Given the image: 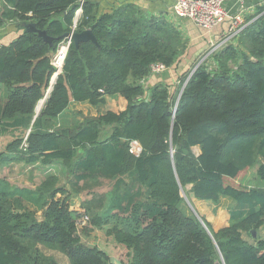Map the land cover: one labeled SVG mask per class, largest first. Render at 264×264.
<instances>
[{
  "label": "trees",
  "instance_id": "1",
  "mask_svg": "<svg viewBox=\"0 0 264 264\" xmlns=\"http://www.w3.org/2000/svg\"><path fill=\"white\" fill-rule=\"evenodd\" d=\"M5 3L0 27L13 22L20 34L0 49V136L14 134L4 149L0 141V166L61 161L75 193L113 182L83 207L88 227L105 228L128 250L125 264H216L221 258L264 264V236L243 237L264 227V4L236 42L212 51L211 60L178 73L174 83L147 88L152 64L176 71L187 53L183 33L165 13L150 14L134 0L103 10L98 0ZM80 8L75 30L91 29L98 42L72 41L63 73L35 118L55 71L51 57ZM27 23L46 30L53 45L26 30ZM116 94L127 100L120 112L83 122L66 117L72 100L99 105ZM133 141L142 146L139 155ZM255 165L257 183L248 186ZM58 181L49 174L35 190L44 210L39 219L0 175V264H58L46 248L64 253L70 264H113L83 239L93 228L78 227L81 216ZM191 184L198 199L225 194L250 211L214 231L182 208L183 189Z\"/></svg>",
  "mask_w": 264,
  "mask_h": 264
},
{
  "label": "rangeland",
  "instance_id": "2",
  "mask_svg": "<svg viewBox=\"0 0 264 264\" xmlns=\"http://www.w3.org/2000/svg\"><path fill=\"white\" fill-rule=\"evenodd\" d=\"M146 12L150 13L148 8L142 7ZM188 21V20H187ZM190 22V21H189ZM191 23V22H190ZM192 24V23H191ZM194 25V24H193ZM222 26V25H221ZM179 27V26H178ZM181 30V28L179 27ZM201 30V29H200ZM181 32L184 35L185 42L187 43V52L189 51V57L188 60H190L189 65L191 66L190 72L194 70L199 64H201L204 60H208L211 57V50L212 46L211 44L214 43V46L219 45L221 40L224 38L225 34H221L220 36H212L210 37V34H204L203 30H201V36H208L209 45L208 48L203 51L205 52H199L197 53L196 49H192L195 46L190 41V36L187 35V32ZM211 38V39H210ZM213 41V42H212ZM223 46H220L222 48ZM219 48V47H218ZM212 58V57H211ZM210 58V60H211ZM198 62V63H197ZM197 63V64H196ZM196 64V65H195ZM195 65V66H194ZM170 69L166 71L169 72ZM165 73V72H164ZM116 111L114 112H120L121 103L118 102V100L113 102ZM105 105V106H104ZM109 108L106 107V103L100 104V105H93L91 103L86 104H72L70 108L68 109V112L66 113V117H69V120L71 121H80L83 122L87 118H95L100 116L101 114H105L108 112ZM37 111L35 113L37 114ZM30 131V128L26 131L27 133ZM109 133L105 132L104 137ZM14 134L7 132L4 135L0 136L1 141V147L2 149L5 148L6 144L13 139ZM196 152V151H195ZM1 167V166H0ZM49 174H56L59 177L58 186L60 187H66L69 192L67 195L68 201L71 205V209L74 210L76 213V216L78 218L80 216H83L86 213L85 208L83 207V202L85 199L90 198L92 193H106L109 192L112 189L113 182L104 180L100 186L90 189L89 191H82L80 193H75L71 187L68 185V176L69 172L67 167L64 165L63 162L58 161L55 162L53 166H47L46 164H25V163H8L5 165L4 168L0 169V175L4 177L7 180L9 191L11 192V195L16 194L19 195L22 201L25 204L26 208L35 212L37 217L39 219L43 218V212L44 210L41 208L42 200L37 198V194H35V190L41 184V182L46 178ZM191 192V185H187L185 189H183L182 195L184 198V202L182 204V208L185 212L189 213L191 216H196V212L202 217L208 220L206 215L201 214L199 210L197 209L196 200L192 198ZM13 193V194H12ZM13 197H15L13 195ZM88 215V214H87ZM197 217V216H196ZM81 218V217H80ZM79 218V219H80ZM209 221V220H208ZM210 222V221H209ZM81 228H93L88 227L87 225H82ZM83 231V230H82ZM90 234H82L83 239L92 246H98L99 248H102L104 251L106 250L107 253L113 255L114 261H120L122 264L126 263L127 260V249L125 247L119 248L116 245V242L112 236H108L105 232V228L103 229H92ZM47 255L53 256L57 259L58 264H70L69 258L67 255L62 253L61 251L52 250V249H45L44 250ZM111 260V258H110ZM115 263V262H113Z\"/></svg>",
  "mask_w": 264,
  "mask_h": 264
},
{
  "label": "crops",
  "instance_id": "3",
  "mask_svg": "<svg viewBox=\"0 0 264 264\" xmlns=\"http://www.w3.org/2000/svg\"><path fill=\"white\" fill-rule=\"evenodd\" d=\"M98 1L100 3V10H103L105 8H113L114 6L120 3L126 2L128 0H98ZM172 1L173 0H134V2H136L140 6L148 8L152 14L159 15L161 13H165L167 17L173 23L179 26L184 33L187 32V35L190 36L189 39L191 43H193L194 44L193 46H195L192 49H196L197 53L205 51L208 48L209 43H210L208 40V36H201L200 28L191 24L189 21H187V19L179 18L175 16L171 8ZM244 3L246 7H245V11L243 12L244 13L243 18L245 21H247L249 18H251L252 16L256 14L258 7L264 4V0H244ZM238 4H239L238 0H232L227 3V6L230 9H232L231 12H234L238 9L237 8ZM78 18H79V15H78ZM229 23L230 21H225V23L222 24L220 28H217L214 31L213 35H209V36L210 37L212 36L214 37L216 35L220 36L221 34H223V32L227 31L228 29L227 27ZM19 34H20V30L17 29L14 26V24H7L6 26L0 27V41L3 44H8L12 40H14ZM232 42L234 43L236 42V40L233 39ZM188 57H189V53L187 52L179 65V69H177L176 71L170 69V71L167 73L163 72L161 74H151L143 81V83L146 85L147 88H150L162 82L174 83L177 80L179 74H181L182 72H185L187 69L190 68L191 65H189L190 60H188ZM105 99H106L105 100L106 107L109 108L108 111H116L115 106L113 105L114 104L113 102L116 100H118V102L122 104L120 107V111L124 110L127 106V100L117 94L107 95ZM86 103H89V102L87 101L76 102L72 100L69 104V107L66 109V113L68 112V109L70 108L72 104H86ZM42 104H43V99L38 103L36 107V111L38 108H41V109L43 108L44 104L43 105ZM194 152L196 153V155H199L201 152L200 147L195 146ZM21 163H24V162H21ZM5 165L6 164L2 165L0 169L4 168ZM53 165L54 164H50L47 166H53ZM257 169H258V165L250 167L249 172L244 181L246 185L253 186L257 183V175H256ZM190 193L192 194V198L194 199V201L195 200L197 201L196 202L197 209L199 210L201 214L206 215L214 231H218L224 227L229 226L232 221V218L244 217L250 211L249 205L240 204L236 199H234L233 197L229 195L220 194L217 200H212V199L204 200V199L196 198L193 192H190ZM257 235L262 236V237L264 236V227H262L259 231H257ZM243 237L249 241H252L254 238H256L253 235L250 236L245 232L243 233ZM116 245L119 248L124 247L123 245H120L118 243H116ZM109 256L110 258H113L112 254H109Z\"/></svg>",
  "mask_w": 264,
  "mask_h": 264
},
{
  "label": "built area",
  "instance_id": "4",
  "mask_svg": "<svg viewBox=\"0 0 264 264\" xmlns=\"http://www.w3.org/2000/svg\"><path fill=\"white\" fill-rule=\"evenodd\" d=\"M229 1L232 0H173L171 8L175 16L187 19L192 24L203 30L204 34L212 33L211 35H213L214 31L217 28H220L221 25L225 23V21H230L227 27V31L223 32L225 36L221 40L219 45L214 46V43L211 44V51H214L219 49L220 46H224L228 42H231L232 39L247 25V21H245L243 18V12L245 11L246 7L244 0H238V9L234 12H231L232 9L227 6V3ZM3 4H6L5 0H0L1 8H3ZM81 10L82 8L77 11V17L78 15H80ZM12 23L9 22L8 24ZM75 28L76 21L71 31H74ZM72 41L73 39L71 37L62 39V42L59 43L57 50L51 57V64L53 65L55 70L51 81L54 83L58 75L63 73L65 60ZM2 46L3 43L0 41V49ZM168 69L169 68L164 63L157 62L151 65V74H161L163 72H166ZM26 139L27 136L24 139V146H26ZM131 146V150L133 153L139 155L142 152V147L137 141H133L131 143ZM89 220V215L85 214L81 216L78 221V227L81 228L82 225H87L89 223Z\"/></svg>",
  "mask_w": 264,
  "mask_h": 264
},
{
  "label": "water",
  "instance_id": "5",
  "mask_svg": "<svg viewBox=\"0 0 264 264\" xmlns=\"http://www.w3.org/2000/svg\"><path fill=\"white\" fill-rule=\"evenodd\" d=\"M77 19H78V17L75 19L76 23H77ZM25 28H26V30H28V31H34V32H37V33L39 34V36H41L44 40H46L50 45H53L54 38H53L52 36H50V35L46 32V30L39 29V28L36 26L35 23H27V24L25 25ZM66 37H71L77 46L79 45V43H80L81 41H84V40H92V41H94L95 43L98 42L97 39H96V37H95V35L93 34V31H92L91 29H86V30H83V31H81V32L74 30V31L66 32V33H64V34L61 36L62 39L66 38ZM193 71H194V70H193ZM53 83H54V82L51 81L50 86H49V89L47 90V93H46L45 97L43 98V104H45V102H46V100H47V98H48V96H49V94H50L49 92H51V90L53 89V85H54ZM48 93H49V94H48ZM43 104H42V105H43ZM40 111H41V108H38V112H37V114L35 113V118L39 115ZM141 147H142V146H141ZM191 186H192V184H191ZM196 216H197V218H198L200 221L203 222L202 217H201L197 212H196ZM208 231L210 232V230H208ZM251 233H252V235H253L254 237H257V230H256V229H252V230H251ZM111 262H112V263L115 262V263H113V264H122V262H120V261H114L113 258H111ZM216 264H225V262H224L223 258H221V260H220V261H217Z\"/></svg>",
  "mask_w": 264,
  "mask_h": 264
},
{
  "label": "bare ground",
  "instance_id": "6",
  "mask_svg": "<svg viewBox=\"0 0 264 264\" xmlns=\"http://www.w3.org/2000/svg\"><path fill=\"white\" fill-rule=\"evenodd\" d=\"M139 143V142H138ZM140 144V143H139Z\"/></svg>",
  "mask_w": 264,
  "mask_h": 264
},
{
  "label": "clouds",
  "instance_id": "7",
  "mask_svg": "<svg viewBox=\"0 0 264 264\" xmlns=\"http://www.w3.org/2000/svg\"><path fill=\"white\" fill-rule=\"evenodd\" d=\"M141 145V144H140Z\"/></svg>",
  "mask_w": 264,
  "mask_h": 264
}]
</instances>
